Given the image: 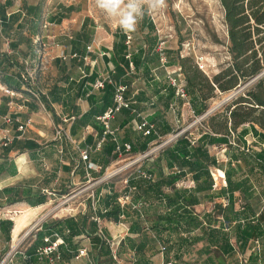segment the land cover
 I'll return each mask as SVG.
<instances>
[{"label": "crops", "instance_id": "0c3cea01", "mask_svg": "<svg viewBox=\"0 0 264 264\" xmlns=\"http://www.w3.org/2000/svg\"><path fill=\"white\" fill-rule=\"evenodd\" d=\"M6 1L0 0V70L9 83L0 78V112L20 122L6 124L0 117V127L21 137L8 146L0 144V210L15 211V218L25 211L44 209L49 201L37 204L40 194L51 201L57 196L55 191L95 179V174L122 159L114 153L116 141L132 145L125 160L169 139L156 154L123 168L129 171L121 179L97 183L96 210L91 198L90 210L60 218H73L79 226L84 223L79 234L68 227L54 228L53 234L38 239L32 248L45 245L44 238L54 239L57 233L64 243L60 245L62 259L54 264H90L87 257L75 258L83 247L88 248L93 264H118L111 250L101 249L105 243L101 227L108 238L119 243L121 264H264V128L245 122L233 129L230 117L226 118L228 110L221 113L227 102L216 101L219 90L204 100L187 86L188 99L178 97L167 71L179 67L168 64L167 49L168 63L161 62L158 44L150 46L155 32L143 21L140 30L145 35L137 36L124 33L115 18L106 14L105 20L97 19L84 0H11L10 5ZM123 45L127 63L122 61ZM134 56L140 58V64H135ZM26 70L33 75L28 87L21 81ZM102 74L127 85L124 96L130 106L111 119L112 132L106 135L102 149L91 153L94 168L88 169L81 150L96 145L105 131L99 115L87 116L89 110L106 102L105 87L91 86ZM110 85L115 94V86ZM7 87L16 95L4 92ZM113 104L114 98L105 111ZM226 105L234 107L233 102ZM196 116L206 117L205 122H187ZM143 119L154 126L152 134L137 129ZM29 120L26 130L19 131L21 122ZM53 124L63 125L69 138L57 139ZM179 128H186V133L173 138ZM233 139L238 146L230 143ZM30 143L35 146L29 147ZM110 143L114 149L107 159L104 150ZM143 172L151 178H145ZM126 195L129 199L122 206L120 198ZM137 204L140 208H135ZM113 205L121 210L117 219L106 216ZM70 206H64L65 210L72 209ZM96 215L100 224L93 219ZM13 218L0 221V251L6 248V239H11L1 222L11 220L10 236H15ZM28 218L22 222V230ZM26 252L30 260L19 255L14 264H50L39 259L36 251Z\"/></svg>", "mask_w": 264, "mask_h": 264}, {"label": "rangeland", "instance_id": "374dc122", "mask_svg": "<svg viewBox=\"0 0 264 264\" xmlns=\"http://www.w3.org/2000/svg\"><path fill=\"white\" fill-rule=\"evenodd\" d=\"M62 1L69 3L71 0ZM84 3L87 6V10L100 21L107 18L105 13L96 7L95 0H84ZM148 16L159 28L160 35L168 40L166 46L169 65L180 67L181 70H183L181 59L191 58L187 64L193 63L198 66L196 63V56L203 55L208 64H210V70L207 74L200 69L199 66L198 67L203 74L210 78L228 66L231 60L228 51V28L225 21V10L220 0H166V6L164 8L154 13H148ZM142 20L143 16L138 18L136 30L133 32L137 36L145 35V33L140 30ZM239 89H241V87ZM242 91L237 93H234V91L218 93L216 101L230 103L241 94ZM227 103L221 108V110H223L221 113L223 114L228 110L229 105H226ZM199 118L200 116L194 118L189 117L187 122L189 123L193 120L191 123L200 124L201 122L204 123L206 120V117L198 120ZM181 131L182 129L179 128L174 134L180 133ZM182 133H186V131H182L181 134ZM162 141L163 140H160L151 148L162 144ZM157 152L158 151H155V154ZM129 160L130 159L123 160V158L117 159L116 161L114 160L115 162L109 170H116L122 167V165H125ZM109 170L105 169L102 173L95 174V179L87 183L84 182L87 180L85 179L82 180L83 182L70 184L59 192L55 191L57 196H52L53 200L51 201L47 198L49 203L44 209L32 211L30 213L31 215L26 222V227L17 237L12 235L10 241L5 238L6 248L0 251V259L7 255L12 245L16 247L21 240L22 242L19 244V250H29L37 243L39 237L38 233L42 231L43 223H52L60 218L68 217L74 212L90 210L91 195L93 193L95 195L97 194V188L99 186L97 184L99 183L98 179L107 174ZM128 171V169H124L112 178L121 179L122 173L126 175ZM64 206L68 208L70 206L72 209L65 210ZM29 230H31L30 233L21 239L26 231ZM19 255L21 254H16L14 262ZM14 262L11 264H14Z\"/></svg>", "mask_w": 264, "mask_h": 264}, {"label": "trees", "instance_id": "16d2710c", "mask_svg": "<svg viewBox=\"0 0 264 264\" xmlns=\"http://www.w3.org/2000/svg\"><path fill=\"white\" fill-rule=\"evenodd\" d=\"M225 10V21L228 28V51L231 60L228 66L216 73L212 78L202 73L199 67L193 63L187 64L191 58H182L181 66L182 72L185 76L187 86L196 89L204 100H208L216 95V90L219 92H231L246 86L241 94L232 100L234 107H228V116L232 121L233 129L245 122H255L264 128V0H220ZM11 0L6 1V5H10ZM4 21L6 15L1 14ZM61 21V18L59 19ZM143 23L145 27L149 28L150 32H155L150 38V46L155 48L159 42V35L152 19L149 18L148 12L143 15ZM124 54L122 61L127 63L125 58L126 47L122 46L120 49ZM133 60L136 65L140 64V58L134 56ZM121 66L117 65V72L121 71ZM120 75L116 76L119 78ZM5 76L0 70V78L3 80ZM95 80V75L91 77ZM5 82L9 83L4 78ZM104 105L93 108L88 111L87 116H98L102 114L106 107L111 104V99L114 98V87L106 84ZM46 101V100H45ZM222 129L221 127L219 130ZM35 146V144H29ZM114 145L110 143L105 148L104 152L107 159L112 157ZM115 157V156H113ZM110 160H108L109 162ZM102 173V172H99ZM10 192V188L5 189ZM47 196L40 194L37 204L45 203ZM120 207L113 205L106 216L117 219L120 214ZM5 225V230L9 234L13 227L11 220L2 221ZM84 223L79 226L73 222V218L58 219L53 224L46 225L43 223L42 231L38 234V239L45 235L53 234L54 228L60 230L62 227H68L75 234H79ZM33 247V246H32ZM30 248L31 253H35V248ZM101 249L105 252H110L109 244L106 242L102 244Z\"/></svg>", "mask_w": 264, "mask_h": 264}, {"label": "built area", "instance_id": "2783aa9c", "mask_svg": "<svg viewBox=\"0 0 264 264\" xmlns=\"http://www.w3.org/2000/svg\"><path fill=\"white\" fill-rule=\"evenodd\" d=\"M157 32L159 35V42L158 45L156 47V51L159 53L160 55V59L161 62L166 65L168 63L167 60V55H166V43L168 42V40L164 37H162L160 35V30L157 27ZM131 39L132 36L130 34L127 35V44L131 43ZM36 42L40 43L42 42V39L40 37L36 38ZM65 58V57H64ZM127 58H131L130 54L127 56ZM196 63L198 64V66L200 67V69H202L205 73L208 74V71L210 70V64H208L205 56L200 55V56H196ZM27 65H30V63L27 62ZM130 68L133 70L134 69V64L133 62L130 61L129 63ZM167 77L169 82L175 87L176 89V95L180 98H184V99H188V92H187V82L184 78V74L181 70V68H172L171 70L167 71ZM33 79V75L29 70H26V72H23L21 74V81L23 82L24 85L27 86V84L31 83ZM113 84L115 86V94H114V104L112 106H110L109 108H107V110L105 112H103L101 115H99L97 118L101 121H103L104 126H105V131H104V135L103 137L97 142L96 145L94 146H87L85 149L81 150V158L83 161L87 162V166L88 169H93L94 168V163L91 162L90 160V155L93 152L99 151L102 149L105 140H106V135L111 131V126H110V121L112 118H114L115 114L117 112H119L122 108L124 107H129L130 104L129 102L126 100L124 93L127 89V85L124 84H120L117 83L113 78H111L110 75H105L102 74L100 77H98L94 82L91 83V86L95 89H103L106 84ZM28 87V86H27ZM4 92L10 94V95H16L17 92H15L14 90H11L10 88H3ZM28 90L30 92H32V94H34L35 96L38 97V93L35 92L32 89ZM237 93V92H235ZM42 107L44 110H46V106L41 103ZM0 117L2 118L3 122L6 124H12L14 121H19L20 119L17 117L12 116L11 114H2L0 112ZM204 116H201L198 120L202 119ZM29 121H27L26 123H22L18 126V130L21 132H24L27 128V126L29 125ZM63 122L66 123L68 122L67 118L63 119ZM53 128L55 130V135L57 139H61L64 136H68L66 128L63 125H54L53 124ZM137 129L141 132H143L144 135H150L153 133L154 131V126L152 124H150L147 120L143 119L142 122H140L137 125ZM186 128L182 129V131H185ZM181 131V132H182ZM180 133H176L173 135V138H177ZM16 137H21L20 136H14L11 133V129L10 128H1L0 127V144L3 146H8L10 145L13 140ZM169 141V139H165L162 141V144L155 146L153 148H150L148 151L141 153L135 157H131L130 160L123 165L122 167L110 171L107 174H105L104 176H102L100 179H98V182H103L105 180H108L112 177H114L115 175H117V173H119L120 171H122L123 168H127L130 167L136 163H138L139 161L146 159L149 155L153 154L156 150H158L160 147L164 146L165 143H167ZM233 145L238 146V143L233 139L230 142ZM155 145V144H154ZM132 151V145L130 143H125V144H120L118 141H116L115 144V149H114V153L118 156V158H124L126 157V154L130 153ZM142 175L145 178H151V175L143 172ZM89 178L91 177L90 175V171H88V175ZM92 198V207L94 210L97 209V203H96V196L93 193L91 195ZM129 199V195L124 196L123 198H120V203L122 206H124L127 203V200ZM135 208H140V205L137 204L135 205ZM13 212H9V211H5L3 212L2 210H0V221L3 218H13L12 214ZM93 219L100 224L101 223V218L96 215L93 217ZM31 230L26 231V233L21 237V239H23L24 236H26L27 234L30 233ZM87 233V232H86ZM100 236L103 238V240L109 244L110 250H111V254H112V258L115 261V263H120L121 261L119 259V243L116 242L114 239L108 238L102 228L100 227ZM46 244L45 245H41L38 246L36 248V253L35 255L39 258V259H46L50 262V264H54L57 261L62 259V252L60 251V245L64 243V240L56 233L55 234V238L52 239L50 236H47L44 238ZM22 242V240L19 242V244ZM19 244L15 247L14 245H12L11 250L7 253V255L5 257H3L2 259H0V264H11L12 262H14V257L16 256V254L20 253L23 258L27 261L30 260V255L27 254L26 251H20L19 250ZM81 257H87L90 264H93V262L90 260L89 258V253H88V248L87 247H83V248H79L77 254L75 255V258L79 259ZM132 259L134 257V255L131 256Z\"/></svg>", "mask_w": 264, "mask_h": 264}, {"label": "clouds", "instance_id": "9594fccd", "mask_svg": "<svg viewBox=\"0 0 264 264\" xmlns=\"http://www.w3.org/2000/svg\"><path fill=\"white\" fill-rule=\"evenodd\" d=\"M95 5L107 16L115 18L124 33L136 30L138 18L145 12L154 13L166 6V0H95Z\"/></svg>", "mask_w": 264, "mask_h": 264}, {"label": "bare ground", "instance_id": "6f19581e", "mask_svg": "<svg viewBox=\"0 0 264 264\" xmlns=\"http://www.w3.org/2000/svg\"><path fill=\"white\" fill-rule=\"evenodd\" d=\"M10 212H15V211H10ZM16 214L15 213H12V217ZM30 213L29 212H22L21 214H19V216H16L15 218H13V220L15 219V221L17 222V234H15V236L17 237V235L20 234V231L22 230V222L24 220H26L28 217H29ZM17 245V244H16Z\"/></svg>", "mask_w": 264, "mask_h": 264}]
</instances>
